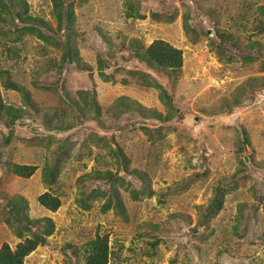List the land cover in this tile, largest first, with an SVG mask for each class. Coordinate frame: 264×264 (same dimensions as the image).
Wrapping results in <instances>:
<instances>
[{"label": "rangeland", "instance_id": "obj_1", "mask_svg": "<svg viewBox=\"0 0 264 264\" xmlns=\"http://www.w3.org/2000/svg\"><path fill=\"white\" fill-rule=\"evenodd\" d=\"M0 105L22 264H264V0H0Z\"/></svg>", "mask_w": 264, "mask_h": 264}, {"label": "trees", "instance_id": "obj_2", "mask_svg": "<svg viewBox=\"0 0 264 264\" xmlns=\"http://www.w3.org/2000/svg\"><path fill=\"white\" fill-rule=\"evenodd\" d=\"M69 15L71 14L68 12ZM69 17V16H68ZM143 57L148 61L150 65H156L162 68L163 70L173 69L176 71L182 66V51L179 48L174 47L173 45L165 42L164 40H155L153 41L143 52ZM159 87L160 84L156 83ZM3 107V105H0ZM18 112H10L9 120L14 122L17 118ZM15 173L21 176L29 175L33 172L34 167L31 165L17 164L13 165ZM51 198L48 197L47 193H44L39 196V202L54 208L57 205L58 199L54 197V203H51ZM43 223V231L49 233L52 229V223L49 218L45 217L44 220L38 221V224ZM44 235L39 230L33 231V233L26 237L24 240L18 242L16 247L12 250L10 247L5 244L0 249V264H22V258L33 250L38 244L44 242ZM96 248L94 249L92 255L89 257V264H104L105 258L104 253L102 254L103 248L100 242H91Z\"/></svg>", "mask_w": 264, "mask_h": 264}]
</instances>
